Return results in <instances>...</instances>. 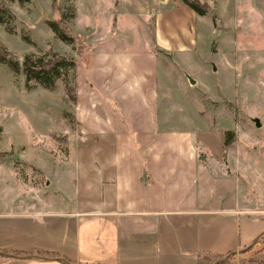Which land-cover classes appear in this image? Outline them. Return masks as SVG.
Instances as JSON below:
<instances>
[{
	"label": "crops",
	"instance_id": "0c3cea01",
	"mask_svg": "<svg viewBox=\"0 0 264 264\" xmlns=\"http://www.w3.org/2000/svg\"><path fill=\"white\" fill-rule=\"evenodd\" d=\"M170 2L179 11L162 17L166 21L197 16L180 1ZM152 14L143 17L149 39ZM112 39L88 49L75 85L69 125L75 135L66 144L67 154L74 149V177L64 191L57 176L37 167L35 183L25 177L18 189L12 173L0 189V264H196L199 252L255 264L243 257L247 250L253 259L264 245L250 250L264 235V221L248 216L264 212V200L252 199L255 178L248 201H241L238 160L228 159L229 144L209 159L190 130L160 127L168 124L157 109L160 50L151 40L140 52L120 50ZM79 150L87 151L82 160ZM210 177L216 178L211 194ZM241 216L249 218L242 223Z\"/></svg>",
	"mask_w": 264,
	"mask_h": 264
},
{
	"label": "rangeland",
	"instance_id": "374dc122",
	"mask_svg": "<svg viewBox=\"0 0 264 264\" xmlns=\"http://www.w3.org/2000/svg\"><path fill=\"white\" fill-rule=\"evenodd\" d=\"M148 1L0 0L8 11L1 13L0 44L19 63L26 53L40 57L51 51L72 57L76 64L67 72V83L75 86L86 53L96 41L112 43V38H116L117 48L129 52L150 47L143 17L153 13L147 20V29L151 42L160 50L155 55L157 109L160 119L168 121L160 127L190 130L192 138L206 146L209 159H217L230 139L225 131H233L234 139L226 153L228 159L238 160L241 201H248L249 184L254 178L257 195L253 202L256 198L264 200V0H199L212 9L215 21L208 15L194 19L179 15L173 22L162 17L179 11L178 4L166 0L156 7L147 5ZM61 15L71 34L83 39L79 51L77 42L73 46L64 44L45 24V20ZM110 28L113 32L107 33ZM189 79L194 83L190 84ZM73 104L65 95L61 80L52 89L38 85L26 88L20 73L0 64L2 191L9 185L12 173L19 180L18 189H23L19 186L25 177L35 183L41 173L33 167L49 178L57 176L61 180L59 189L64 191L63 185L74 177V149L67 154L66 144L75 134L63 111L72 115ZM253 119H257L258 126ZM201 149L196 151L206 152ZM85 153L79 150L78 158L82 160ZM207 163L215 170L212 160ZM211 172L217 175L216 171ZM209 179L211 194L216 189V178ZM248 216L264 221V212ZM247 218L241 216L240 220L243 223ZM262 239L264 235L250 250L264 244ZM238 257L234 255L232 264ZM243 257H248L247 250ZM253 259L264 264V248L254 252Z\"/></svg>",
	"mask_w": 264,
	"mask_h": 264
},
{
	"label": "trees",
	"instance_id": "16d2710c",
	"mask_svg": "<svg viewBox=\"0 0 264 264\" xmlns=\"http://www.w3.org/2000/svg\"><path fill=\"white\" fill-rule=\"evenodd\" d=\"M178 1L183 3L195 14L201 16L208 15L212 21H215L216 16L214 12L207 6L205 2H200L199 0ZM3 12L8 11L0 4V21H2L3 17H1V13ZM45 24L53 36L64 44H71L73 46V43L77 42L78 51L79 47L84 45L83 39L71 34L64 16L61 15L56 19H47L45 20ZM150 40H152L151 33ZM0 64L6 66V68L14 73H20L23 77L24 86L26 88H29L33 85H38L45 89H52L56 82L61 80L63 82L65 95L69 97L70 101H75V86H71L69 83H67V72L73 70L76 64L75 59L72 57L62 56L51 51H47V56L45 55L40 57H34L33 54L26 53L23 55L22 61L19 63L16 59H13L6 49L0 44ZM63 114L67 116L71 122H73V117L69 113L63 111ZM225 135L229 136L230 139L224 143V146L228 145L234 139L233 131H225ZM261 248H264V245L256 249L255 252ZM223 256L224 255H214L206 252H199L196 254V264H213L217 259L222 258ZM233 257L234 255L231 254L225 260L217 264H232ZM244 261L247 263L259 264V262L255 259H252L251 256L245 258Z\"/></svg>",
	"mask_w": 264,
	"mask_h": 264
},
{
	"label": "water",
	"instance_id": "95a60500",
	"mask_svg": "<svg viewBox=\"0 0 264 264\" xmlns=\"http://www.w3.org/2000/svg\"><path fill=\"white\" fill-rule=\"evenodd\" d=\"M189 83H190V84H193L194 81L191 80V79H189ZM253 122H254L255 126H258V121H257V119H253ZM228 256H229V254L225 255V256L222 257V258L217 259L213 264H217V263L222 262V261L225 260Z\"/></svg>",
	"mask_w": 264,
	"mask_h": 264
}]
</instances>
